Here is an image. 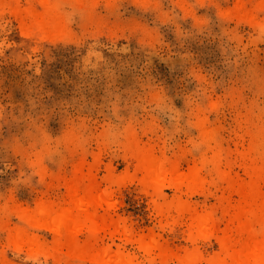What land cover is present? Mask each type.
<instances>
[{"label":"rangeland","instance_id":"1","mask_svg":"<svg viewBox=\"0 0 264 264\" xmlns=\"http://www.w3.org/2000/svg\"><path fill=\"white\" fill-rule=\"evenodd\" d=\"M49 2L66 30L36 39L17 15L34 0H0V258L77 264L67 249L58 259L15 249L9 231L39 202L66 206L68 187L80 182L105 196L100 214L126 230L101 234L100 247H119L135 264H209L227 231L222 208L238 200L225 180L248 184V168H264V0ZM202 129L214 137L204 142ZM131 140L181 172L218 154L222 181L184 196L215 211L214 235L157 214L153 201L171 202L176 190L164 184L158 197L143 185ZM211 174L208 166L209 182ZM35 233L46 246L55 242L47 229ZM140 238L169 257L148 256Z\"/></svg>","mask_w":264,"mask_h":264},{"label":"bare ground","instance_id":"2","mask_svg":"<svg viewBox=\"0 0 264 264\" xmlns=\"http://www.w3.org/2000/svg\"><path fill=\"white\" fill-rule=\"evenodd\" d=\"M82 1L76 0L79 8ZM17 15L22 21H31V26H26L24 30L27 37L50 38L66 30V25L57 17L56 7L49 0H34L31 7ZM245 15L251 22H258L253 13ZM202 136L204 142H208L214 137V132L202 129ZM128 145L131 157L137 162L138 172L142 174L144 186L152 189L158 197L164 184H170L176 190L177 195L171 202L165 199L164 203L158 199L153 201L157 214L165 219L186 218L193 234H213L219 222L215 211H199L184 196L202 193L206 184L222 181L217 174L220 163L218 154L215 153L210 159L202 157L187 172H181L178 163L167 164L154 149L141 147L134 140ZM208 166L212 167L211 182L203 175ZM246 174L250 178L248 184L233 179L225 180L229 184L228 192L231 196H237L238 200L229 201L222 208L227 231L217 238L221 252L211 258L209 264H264V192L260 187V182H264V168L253 164ZM82 179L90 180V175L85 174ZM95 190L93 185L74 182L67 189L70 202L66 206L39 202L32 209L20 211L18 217L21 224L10 229L9 243L15 249H26L29 255L47 253L54 259H58L67 249L70 252L67 254L77 264H135L131 258L126 260L121 248L113 251L111 246H99L101 234L124 235L126 230L119 221H114L104 213L100 214L106 203L105 196H97ZM42 228L54 234L55 242L51 246L41 243L36 235L35 231ZM81 235H86L83 243L78 239ZM137 244L148 256L164 260L169 257L165 246L144 238H140ZM4 259L0 258V264H10Z\"/></svg>","mask_w":264,"mask_h":264}]
</instances>
